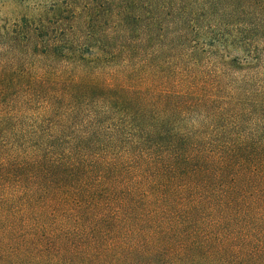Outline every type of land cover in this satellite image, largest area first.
<instances>
[{
	"label": "trees",
	"instance_id": "16d2710c",
	"mask_svg": "<svg viewBox=\"0 0 264 264\" xmlns=\"http://www.w3.org/2000/svg\"><path fill=\"white\" fill-rule=\"evenodd\" d=\"M35 2L0 26V264H264V0Z\"/></svg>",
	"mask_w": 264,
	"mask_h": 264
},
{
	"label": "rangeland",
	"instance_id": "374dc122",
	"mask_svg": "<svg viewBox=\"0 0 264 264\" xmlns=\"http://www.w3.org/2000/svg\"><path fill=\"white\" fill-rule=\"evenodd\" d=\"M35 1L26 0L20 2L18 0H0V26L10 23L17 15L34 14L33 9L39 7L35 5Z\"/></svg>",
	"mask_w": 264,
	"mask_h": 264
}]
</instances>
